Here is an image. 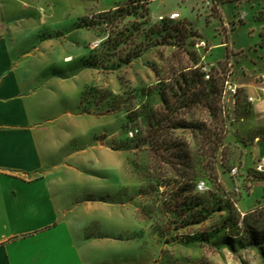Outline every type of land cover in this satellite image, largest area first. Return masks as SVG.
<instances>
[{"label": "rangeland", "instance_id": "374dc122", "mask_svg": "<svg viewBox=\"0 0 264 264\" xmlns=\"http://www.w3.org/2000/svg\"><path fill=\"white\" fill-rule=\"evenodd\" d=\"M49 1L43 0L46 25L40 34L59 40L65 33L71 40L46 49L29 65L44 84L46 99L39 105L51 174L90 181L91 190L80 200L91 215L88 234L98 239L92 248L95 264H264L244 232L245 216L264 209V178L256 174L252 151L264 133L253 126L250 96L238 86L254 69L264 71V0H237L217 9L208 0H64L67 6L57 9L61 18L51 15ZM119 7L124 15L116 27L98 19L92 27H78L83 17ZM173 11L181 18L159 20ZM139 49L140 56L132 58ZM191 68L205 82L217 83L221 93L212 103L220 111L214 117L205 106L182 108L179 117L189 125L174 130V136L196 152L203 144V124L214 132L223 128L226 135L210 158L214 171L200 156L198 183L206 182L208 189L200 194L207 202L198 208L202 221L184 225L175 213L169 214L171 221L150 217L154 188H164L161 180L145 176L154 162L147 115L163 107L162 93L172 103L182 95L178 77ZM254 95L264 97V90ZM255 154L264 155V143ZM252 218L264 228V215L247 221Z\"/></svg>", "mask_w": 264, "mask_h": 264}, {"label": "crops", "instance_id": "0c3cea01", "mask_svg": "<svg viewBox=\"0 0 264 264\" xmlns=\"http://www.w3.org/2000/svg\"><path fill=\"white\" fill-rule=\"evenodd\" d=\"M49 3L54 17L67 6L64 0ZM44 4L0 0V264H95L92 248L98 239L88 234L91 215L80 200L91 190L87 178L51 174V154L43 143L39 99H46L44 84L31 74L29 60L38 62L43 51L71 40L65 33L59 40L40 34L46 25ZM261 77L264 71L254 69L238 86L254 98L253 126L264 133V124H256L264 120V97L254 95L264 90ZM257 139L255 166L264 158L255 154L264 143Z\"/></svg>", "mask_w": 264, "mask_h": 264}, {"label": "trees", "instance_id": "16d2710c", "mask_svg": "<svg viewBox=\"0 0 264 264\" xmlns=\"http://www.w3.org/2000/svg\"><path fill=\"white\" fill-rule=\"evenodd\" d=\"M233 1L237 0H212L216 9L221 4ZM123 12L124 9L119 7L116 10L101 12L98 17H83L80 19L78 27H92L96 25L93 21L94 19H98L102 25L107 24V26L116 27L118 26L116 20L119 16L124 15ZM162 22L170 23L174 21L164 20ZM120 34L126 36L125 40H129L130 35H126L123 32H120ZM157 34H160V32H157ZM146 46L148 48L149 45ZM141 51L139 49L132 58L139 57V52ZM187 68L190 67H184L183 69ZM190 71V73L183 72L178 77L177 84H184L183 87H180L184 91L182 95L172 103L167 98L165 92L162 93L163 107L159 110L150 109L147 115L148 138L151 150L154 153V162L151 163V166H149L150 164L148 165L149 171L145 176L161 180L160 187L164 188L163 191H160L158 187L154 188L153 194L156 200L152 210L149 211L150 217L155 218L158 215L168 218L170 213H175L182 217V224L184 225L200 223L203 215H200L198 208L200 205H204L205 207L207 202L203 195L200 194L201 192L197 191L198 179L202 168L198 164H202L204 161H202V157L200 156L208 158L205 162V167L214 171L215 168L210 167V158L218 152L220 144L226 135V130L223 128L219 132H214L208 130L206 125L203 124V128L201 129L204 132L203 144L199 148L200 150L198 149L196 152L192 149L190 143L178 140L174 136V130L187 128L189 125L187 121L179 117L182 108L192 110V108H197L200 105L205 106L213 111L214 117L218 116L220 111L218 104L214 105L212 103L215 100V95L221 93L217 83L205 82L197 69L191 68ZM176 94L178 95V93ZM196 159H198V163H196ZM165 163L170 167L169 171L164 169L163 164ZM134 168L138 171L140 170V166L137 164L134 165ZM151 170L154 172V175H151ZM167 173H171V176L166 175ZM256 174L264 178V173L256 171ZM208 202H211V200H208ZM257 213L260 216L264 215V209L245 216L244 232L249 238V244L261 252L264 261V228L255 224L258 221L254 218H252L254 219L253 223L247 221L251 219V216H257ZM168 220L171 221L170 218ZM179 226L176 229L182 227V225ZM169 231H171L170 228Z\"/></svg>", "mask_w": 264, "mask_h": 264}, {"label": "built area", "instance_id": "2783aa9c", "mask_svg": "<svg viewBox=\"0 0 264 264\" xmlns=\"http://www.w3.org/2000/svg\"><path fill=\"white\" fill-rule=\"evenodd\" d=\"M147 1H149V0H143V2H147ZM211 3H212V0H208L207 4L211 5ZM178 19H180V14H179V13H172V14H170L169 17H165V16H163V15L159 16V20H160V21H164V20L177 21ZM100 43H101V41H96V42L94 43V47H98V46L100 45ZM210 77H211L210 74H207V75H206V78H207V79H210ZM237 88H238L237 86H234V85H233V86H231V91H232L234 94H236L237 91H238ZM249 100H250V102H254V98H253V97H250ZM131 135L133 136L134 133H131ZM256 168H257V171H258V172L264 173V158L260 159V160L257 162V166H256ZM232 175L235 176V177L238 175V169H237V168H233V169H232ZM207 189H208V187H207L205 181H201V182L198 183V185H197V191H198V192H204V191H206Z\"/></svg>", "mask_w": 264, "mask_h": 264}]
</instances>
